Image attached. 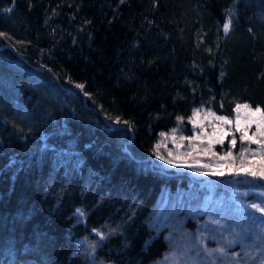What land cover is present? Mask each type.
I'll list each match as a JSON object with an SVG mask.
<instances>
[{
    "label": "trees",
    "instance_id": "trees-1",
    "mask_svg": "<svg viewBox=\"0 0 264 264\" xmlns=\"http://www.w3.org/2000/svg\"><path fill=\"white\" fill-rule=\"evenodd\" d=\"M0 33V264H152L180 215L191 254L257 264L264 213L229 197L254 176L202 182L156 148L199 108L264 118V0H0Z\"/></svg>",
    "mask_w": 264,
    "mask_h": 264
},
{
    "label": "rangeland",
    "instance_id": "rangeland-1",
    "mask_svg": "<svg viewBox=\"0 0 264 264\" xmlns=\"http://www.w3.org/2000/svg\"><path fill=\"white\" fill-rule=\"evenodd\" d=\"M189 123L191 126L188 132L182 126H176L175 129H171V133L162 137L159 147L156 148V155L162 166L185 170L196 180L202 182H207L213 177L218 180L223 177L230 179L234 176V172L248 173L250 176H253L252 172L259 174L258 161L262 157H258L264 156V118L259 106H252L247 102H237L232 114L216 112L209 107L199 108L190 116ZM245 133L251 139L242 140L241 136ZM189 136H194V138L189 140L187 139ZM182 137L185 138L182 139ZM233 140H235V144L232 143ZM216 144H225L226 147L220 149L216 147ZM169 160L173 162L172 165L167 163ZM253 179L256 183L232 181L229 184V197L236 202L244 203L255 211L262 212L261 209H264V184H261L262 181L260 182L256 175ZM241 181L247 180L243 178ZM217 192L214 188L209 187L198 198V215L214 214L213 202L216 198L214 196H219ZM170 201L171 198L165 196L162 203ZM193 203L196 204V202ZM253 205L256 207L253 208ZM160 207L161 203L157 209L156 219L159 217ZM184 217L180 215L175 218L173 225L167 231V238L170 241L169 250L163 258L152 264L210 263L208 257L204 262L201 257L198 258L199 254L198 256L195 252L191 254L189 252L192 247L190 238L186 233H178L183 228ZM181 234L182 237H180ZM177 241L180 243L177 244ZM253 241L256 242L257 239H253ZM229 242L232 243V239ZM255 244L256 251H258L264 242L260 239L259 243ZM259 257L257 264H264V253Z\"/></svg>",
    "mask_w": 264,
    "mask_h": 264
},
{
    "label": "snow or ice",
    "instance_id": "snow-or-ice-1",
    "mask_svg": "<svg viewBox=\"0 0 264 264\" xmlns=\"http://www.w3.org/2000/svg\"><path fill=\"white\" fill-rule=\"evenodd\" d=\"M11 9H4V11L5 12H8V11H10ZM228 28H229V24L228 23H225L224 24V29L227 31L228 30ZM0 35H3L2 33H0ZM76 87H78V88H83V85H76ZM257 111H259V109H257ZM179 119V118H178ZM239 130V129H238ZM163 135V134H162ZM185 137H182V139H184ZM194 138V136H189V137H187V139H189V140H191V139H193ZM251 139V138H248L247 136H246V133L244 134V135H242L241 136V139L242 140H244V139ZM232 143L233 144H235V140H233L232 141ZM167 163L169 164V165H172L173 164V162L171 161V160H169V161H167ZM253 176H255V175H257L255 172H252L251 173ZM261 175H264V173H262ZM256 207V205H253V208H255ZM261 211H262V213H264V209H261ZM76 212L78 213V214H80L81 216H83L84 215V213H83V211L81 210V209H77L76 210ZM95 231V230H94ZM96 234L98 235V236H100V238L101 239H103L104 237H103V235H101V233L100 232H96Z\"/></svg>",
    "mask_w": 264,
    "mask_h": 264
}]
</instances>
